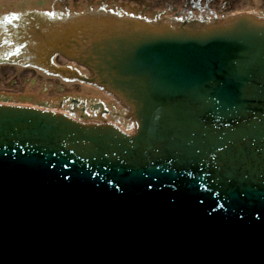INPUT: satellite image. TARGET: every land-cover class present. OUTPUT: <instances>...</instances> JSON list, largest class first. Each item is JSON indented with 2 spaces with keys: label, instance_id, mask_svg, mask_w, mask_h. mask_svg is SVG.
<instances>
[{
  "label": "water",
  "instance_id": "1",
  "mask_svg": "<svg viewBox=\"0 0 264 264\" xmlns=\"http://www.w3.org/2000/svg\"><path fill=\"white\" fill-rule=\"evenodd\" d=\"M98 18L39 31L34 59L73 79L101 81L131 105L139 131L127 136L56 110L0 105V248L14 251L0 264H167L159 251L178 235L160 226L158 240L124 209L108 215L109 202L125 200L133 211L148 192L157 209L175 206L185 221L207 211L190 199L202 190L236 194V209L242 191L264 198V22L244 15L207 28L192 21L189 30L126 16L107 30L118 20ZM157 209L156 217L149 212L156 225L164 216ZM206 252L222 262L205 248L197 264ZM236 254L221 253L232 264Z\"/></svg>",
  "mask_w": 264,
  "mask_h": 264
},
{
  "label": "bare ground",
  "instance_id": "2",
  "mask_svg": "<svg viewBox=\"0 0 264 264\" xmlns=\"http://www.w3.org/2000/svg\"><path fill=\"white\" fill-rule=\"evenodd\" d=\"M97 1V0H95ZM23 2V3H22ZM22 2H19V0H15L13 3V8H0V16H4V14L10 12V11H16V13H19L20 15H23L24 13L29 14L28 18H27V23L22 24L21 27L14 26L12 23L10 22H5V25L2 26V22H0V54H7V55H16V54H23L24 58L27 60L26 63L24 62H18V61H12V59L6 60L3 58V56L0 57V63H5L4 65L6 67H12L11 65H14L15 67V63L17 62V71L18 74L21 73L19 76L17 73H11L9 71V69L7 68V70L3 71V74H1V76L3 75L2 79H0L1 81L4 82H8V80L11 78H14V76L17 75L18 77V81H21L19 83H17L15 85L16 89H19L20 93L23 95L21 97V99L19 100H12V99H16V97L13 96H8L5 99L6 100H0L2 102H7V103H13V104H17L19 101H24V102H19L20 105L23 106H30V104H33L34 106H39V108L41 109V105H48L47 108L50 111H59L60 108L62 109L61 111L63 113H66L63 110H67L70 107L66 106L67 104L70 105V103L67 100L64 99H69V96H64L63 101H67L65 102V105L60 107L59 106V101L61 100L62 97H55L54 99H52L53 104L51 103H47L45 102V100H41L40 98L41 96V92H43V90L39 89L38 87L33 88L30 85H26V79H24L23 77V71L26 67H28L29 63L34 65L35 67H37L39 70L37 71V73H39V75H41L45 80H61V82H63L66 86H71L72 83L76 84V83H80L82 86V90L83 95L86 94L88 96V100H84L83 97L80 96V98L78 99L77 102V111L79 112V115L76 114L77 116H79L82 118V116H85L84 113H80V111H84L85 110V114L87 116L86 120H95V121H101V120H105L106 122H115L117 121L118 124L121 126V128L124 131H130L131 133H134V130H136V123H134V119L128 118L129 117V112L123 110V104L121 102L118 101V99H116V97L109 93L105 87H103L101 85V83H93L92 80L86 79V78H79V79H73L72 76H64V74H59L58 71H50L49 68H47L44 64L41 63V65L36 64V61L34 59V55H35V51H34V45H36V39L37 36L39 34V31L43 34V31H46L47 28L51 25H60L62 23V21L65 19L66 20V16L69 12L75 11V10H71L68 7H66L65 5V0H22ZM131 2V1H130ZM98 3H95V5H101ZM112 3H118V6H122V8H125V6H127V4L125 2H113ZM132 3V2H131ZM77 6L79 5H84L83 2H80V4L75 3ZM139 4V5H138ZM153 4V3H152ZM125 5V6H123ZM133 5H138L139 7H142L143 9H145L143 7V2L142 3H137V4H133ZM142 5V6H140ZM131 6V5H129ZM93 4L88 3L87 5L84 6V8H82L83 10H77V13L79 14L78 16L81 15V12H85L86 10L89 9H94L93 8ZM110 7H113L110 5ZM128 8V7H126ZM125 8V9H126ZM14 9V10H13ZM129 9V8H128ZM69 10V11H67ZM146 10V9H145ZM67 11V12H66ZM173 12H177L175 9L172 10ZM139 10L136 11V13H138ZM166 13V11H164L163 9L161 10V8H159V10L153 11V17L152 15L147 17V15H142V19L145 22V20L147 21H153V19H155V21H158V23H160V16ZM186 13H188V11H186ZM224 13V12H222ZM14 14V12L12 13ZM74 14H76V12H74ZM73 13H69L68 15H74ZM85 13H83V15H85ZM256 14L258 16H262L264 17V14H261L260 12H256ZM223 15V16H222ZM219 14L218 12L215 13H206V16H204L205 18L208 17L209 20L211 21H221V18H225L226 16L224 14ZM134 16L135 19H139L140 18V14H134L132 15ZM100 17V15H99ZM201 17V16H198ZM200 19H196L194 22L198 21ZM67 21V20H66ZM71 21V20H69ZM169 22V21H168ZM166 21V23H168ZM192 22V21H191ZM189 25V23H188ZM5 60V61H4ZM25 67V68H24ZM3 69V68H2ZM15 71V70H14ZM21 71V72H20ZM13 77H11L12 75ZM5 75V76H4ZM10 75V76H8ZM7 76V77H6ZM24 79V80H23ZM42 86V88L44 89L45 87L48 90V86L50 85L49 83H41L40 84ZM4 86L1 87V89ZM22 91V92H21ZM5 94H0V98L5 97ZM3 99V98H2ZM82 100V101H81ZM96 101H100L96 104H99L100 106H102V108H105V115L100 114V112L98 113L97 111L93 110L91 108V104H94V102ZM55 103V104H54ZM95 104V107H98V105ZM81 105V106H80ZM82 106L85 107V109L81 108ZM56 107V108H55ZM42 108H46V107H42ZM87 112V113H86ZM117 114V115H115ZM132 116V115H131ZM85 118H83L84 120ZM82 124L84 123V121L81 122Z\"/></svg>",
  "mask_w": 264,
  "mask_h": 264
},
{
  "label": "rangeland",
  "instance_id": "3",
  "mask_svg": "<svg viewBox=\"0 0 264 264\" xmlns=\"http://www.w3.org/2000/svg\"><path fill=\"white\" fill-rule=\"evenodd\" d=\"M15 0H0V3H8V2H14ZM102 0H65V5L66 7H68L71 10H80L81 8H84L85 5H87L88 3L93 4V6H97L95 5V3L100 2L99 4H101ZM105 2H111L112 1H119V2H125L127 4L126 7L128 8H123L122 11L124 13H134L135 11L139 10V13L143 14H148V16L152 15L153 11L159 10V8L165 9L166 6L169 4L170 1L167 0H161L158 3H155L153 5L148 6V10H144L142 7H139L138 5H133V4H137L138 2L135 0H104ZM132 3H131V2ZM176 0H173V2L171 4H180L182 5L184 2H189L191 0H178L177 3H175ZM203 3L207 6L206 2L210 1L211 3L209 4L208 8H212V11L215 10L216 12H218L219 14H223L222 12H224V15H229V14H233V13H238V12H242V11H248V12H260L261 14H264V0H202ZM19 2H22V0H19ZM80 2H83L84 5H79L77 6L75 3L80 4ZM23 3V2H22ZM110 3V5H111ZM147 3V0L144 1V4ZM209 3V2H208ZM109 5V6H110ZM131 5V6H129ZM112 6V5H111ZM142 6V5H140ZM116 7V6H115ZM119 7V6H117ZM119 8H122V6H120ZM193 8V7H192ZM69 11V10H67ZM66 11V12H67ZM117 11V10H114ZM168 15L173 14L172 12H168L166 13ZM194 15L198 16L200 15L199 11H195ZM202 16V15H200ZM223 16V15H222ZM194 19H196V17L194 16ZM193 19V20H194ZM21 56H23V54H19ZM7 58L9 59H15L16 57H20L17 54L14 55H6ZM5 63H0V79H2L3 75L1 76V74H3L4 70H7V68L9 69V71L12 73H17L19 71H17V62L14 65H11L12 67H6L4 65ZM3 68V69H2ZM25 68V67H24ZM15 70V71H14ZM39 69L37 67H35L34 65L30 64L28 65V67H26L23 71V77L24 79H26V85H30L33 88L38 87L39 89L43 90V92H41V100H45V102H49L50 104L52 102V99H54L55 97H62L61 100L58 102L59 106L62 107L65 105V102H69L70 105H66L72 108L71 104L72 101L70 99H79L80 96L83 97V99L86 101L88 100V96L86 94L83 95V90L81 89L82 86L80 83H72L71 86H66L63 82H61V80L57 79V80H45L41 75H39V73H37ZM21 72V71H20ZM21 73L18 74V76ZM12 75V74H11ZM5 76V75H4ZM10 76V75H8ZM7 77V76H6ZM13 77V75L11 76ZM23 79V80H24ZM18 77L17 75L14 76V78H10L8 80V82H4L0 80V94H5L6 96H13L16 97V99H12V100H19L21 99V97L23 96L19 91V89H16L15 85L17 83L21 84V81H18ZM43 82H47L50 85L48 86V90L45 87L44 89L42 88V86L40 85ZM4 86V89H1V87ZM22 92V91H21ZM64 96H69V99H64ZM67 100V101H63ZM82 101V100H81ZM19 102H24V101H19ZM55 104V103H54ZM70 108V109H71ZM73 112V115H75L77 117L76 114L79 115V112H77L75 110V108L73 110H70ZM103 114V113H102Z\"/></svg>",
  "mask_w": 264,
  "mask_h": 264
},
{
  "label": "flooded vegetation",
  "instance_id": "4",
  "mask_svg": "<svg viewBox=\"0 0 264 264\" xmlns=\"http://www.w3.org/2000/svg\"><path fill=\"white\" fill-rule=\"evenodd\" d=\"M128 1V0H127ZM135 1H137L138 3H142L143 2V7L144 8H149L148 6H150V5H153V4H155V3H158V2H160L161 0H147V3H145L144 4V1L145 0H135ZM167 1H170L169 2V4L167 5L169 8H171V9H177V8H179L180 6H181V8H188L191 4H192V0L191 1H189V2H184L182 5H180V4H178V5H176V4H171L172 2H173V0H167ZM172 1V2H171ZM113 2H116V1H113ZM178 2V0H176L175 1V3H177ZM101 3L102 4H105V3H109V2H105L104 0H102L101 1ZM153 3V4H152Z\"/></svg>",
  "mask_w": 264,
  "mask_h": 264
}]
</instances>
